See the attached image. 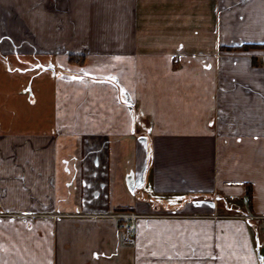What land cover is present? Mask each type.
I'll use <instances>...</instances> for the list:
<instances>
[{
    "label": "crops",
    "instance_id": "obj_1",
    "mask_svg": "<svg viewBox=\"0 0 264 264\" xmlns=\"http://www.w3.org/2000/svg\"><path fill=\"white\" fill-rule=\"evenodd\" d=\"M0 16V58L26 69L4 72L0 264H264V0Z\"/></svg>",
    "mask_w": 264,
    "mask_h": 264
},
{
    "label": "rangeland",
    "instance_id": "obj_2",
    "mask_svg": "<svg viewBox=\"0 0 264 264\" xmlns=\"http://www.w3.org/2000/svg\"><path fill=\"white\" fill-rule=\"evenodd\" d=\"M0 18L1 19H7L8 17L7 16H0ZM1 29H4V27H2ZM17 34H19V32H17ZM13 35H15V31L11 32V31L0 30V43L5 44L4 40H7L8 41L7 45L11 46L12 45L11 41L14 38ZM15 38H16V36H15ZM7 50L9 52L10 47L7 48ZM2 55H4V53H2ZM7 59H8L7 55L2 56L0 58V104H9V105H17L18 106V105H20V102L13 98L12 89L10 86H7V83H9V81H7L4 78V72L10 71V73H12V74H18L19 72L22 73L26 69H24L23 67H22V69H20V67H17V66H20L19 65L20 63H18V62L14 63V62H12V60L10 61ZM61 70H63V69H61ZM25 105H30V104H27L25 102H23L21 104V106H25ZM27 114L30 115L29 119L35 118L34 110L32 112L27 113ZM34 214H36V213H34ZM34 214H33V216H35ZM37 215L38 216H45L44 214H41V213H37ZM3 216H5V214L0 211V217H3Z\"/></svg>",
    "mask_w": 264,
    "mask_h": 264
},
{
    "label": "built area",
    "instance_id": "obj_3",
    "mask_svg": "<svg viewBox=\"0 0 264 264\" xmlns=\"http://www.w3.org/2000/svg\"><path fill=\"white\" fill-rule=\"evenodd\" d=\"M54 216H56L54 214ZM130 222L128 225H126L124 230V242L126 244H132L134 241V238L137 235V217L135 215L128 216Z\"/></svg>",
    "mask_w": 264,
    "mask_h": 264
},
{
    "label": "trees",
    "instance_id": "obj_4",
    "mask_svg": "<svg viewBox=\"0 0 264 264\" xmlns=\"http://www.w3.org/2000/svg\"><path fill=\"white\" fill-rule=\"evenodd\" d=\"M242 49H248L249 47H247V46H243V47H241ZM233 49H235V47H233ZM69 61L71 62V63H78V64H80V65H85V63H86V60L83 58V57H74V56H71L70 57V59H69Z\"/></svg>",
    "mask_w": 264,
    "mask_h": 264
}]
</instances>
